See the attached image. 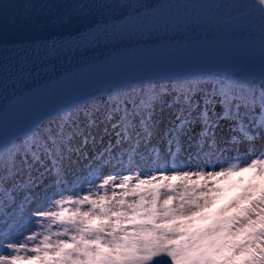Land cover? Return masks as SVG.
Returning <instances> with one entry per match:
<instances>
[{
    "label": "snow or ice",
    "instance_id": "snow-or-ice-1",
    "mask_svg": "<svg viewBox=\"0 0 264 264\" xmlns=\"http://www.w3.org/2000/svg\"><path fill=\"white\" fill-rule=\"evenodd\" d=\"M222 122L240 137H222L225 145L254 154L259 140L264 156V0H0V240L43 228L8 243L0 264L225 258L220 245L192 239L199 233L188 226L204 216L185 213L208 198L185 181L197 177L207 188L234 172L259 176L264 159L168 175L159 147L174 167L185 144L211 156ZM65 160L86 161L88 175L129 174L64 197L77 179ZM149 162L160 170L132 174ZM169 194L172 202L161 203ZM254 211L264 217V195L240 216ZM255 264H264V247Z\"/></svg>",
    "mask_w": 264,
    "mask_h": 264
},
{
    "label": "rangeland",
    "instance_id": "rangeland-1",
    "mask_svg": "<svg viewBox=\"0 0 264 264\" xmlns=\"http://www.w3.org/2000/svg\"><path fill=\"white\" fill-rule=\"evenodd\" d=\"M159 111V108H158ZM219 111V109H217ZM163 117H167L168 110H165L162 114ZM221 127H225V132L223 134V138L231 137L232 135H237L236 133H232L228 131V122H222ZM217 129V132H220V130ZM229 134V135H228ZM221 135V133H220ZM222 137L217 138L218 140H222L219 143V148H213L211 150L212 156H206L204 152H201L199 157L196 156V152L198 149H188L187 145L185 144L184 150L181 151L176 159H175V165L177 162H183L186 159H189V153H192V157L189 160L196 159L198 162H202V167L204 171H207V165L208 163L212 165L213 171H220L219 167L220 165L225 162L226 160H231L230 164L228 166H231L233 164H238L240 167L245 166L247 163L251 161V158L247 161L239 160L238 157L233 158L229 155L231 152L235 149H240L242 147L236 146L233 147L231 145H225L223 142ZM240 137L238 136V139ZM107 139V137H105ZM77 143V142H75ZM161 148V156L167 160V165L172 164L173 160L170 155H166L163 151V146H159ZM89 155L92 153V149H87ZM205 152L208 151L207 148L204 150ZM255 151L258 152L257 158L264 159V156L260 155V141H255ZM241 152V151H240ZM226 155V157H225ZM251 155V154H250ZM151 158H155V154H151ZM138 159V158H137ZM72 160H76V157L73 156ZM229 162V161H228ZM227 162V164H228ZM86 161H79L78 163H69L68 160L64 161V167L66 170L70 172L69 180H72V174L74 173L77 177L74 183L65 185V190L62 191V195L64 197L69 196H83L89 189H91L93 192L96 191V187L100 184V182L106 177V175H120L119 171H109L108 168H105L102 170V173L98 174H92L88 175L89 169L85 166ZM226 164V165H227ZM159 165H152L150 162L147 164H141L138 169L137 167L133 166L132 171L138 172L142 179L145 177V172H142L143 170L147 171L153 169H158ZM223 169V168H221ZM127 175V171H123L121 173V176ZM23 179V177H21ZM192 180H198L197 184H192L191 186H194V196L197 198L201 197H207L208 203L205 204L204 201L201 199L199 200V203L201 204V207L195 208L192 212L185 213L186 217L191 216H204L203 219L194 220L192 224L188 227L195 230L197 233H199V237H192V239L199 238L201 243H210L213 245H220L222 248V251L220 255L222 257H225L223 259H219L214 261V264H221L224 260H227L231 256L233 252H230L229 249H231L234 246L235 241L237 240V236H233L230 238V235H233V230L231 228V222H235L234 220V214L233 213V207H237L238 203L241 206L248 207L250 206V202L253 199H260L262 195H264V173H261L259 176H253L252 173H239L234 172L231 176L226 178H218L214 182L210 181L207 185V188H202L203 182L199 180L197 177H192L190 181ZM159 181V180H157ZM156 181V182H157ZM186 182V181H185ZM135 183V181H133ZM170 183V182H169ZM147 187H150L148 185ZM39 191V189H37ZM57 192H61V189L57 188ZM108 191H111V188L108 189ZM60 199V195L52 196V201ZM164 199H167L169 203L172 202L171 194L169 196L162 198L161 203L164 202ZM239 199H244V202H240ZM74 207L73 205H66ZM212 207L210 212H207L206 209L208 207ZM45 210H48V206L45 207ZM52 210H56L53 208ZM209 210V209H208ZM11 211V209H9ZM235 212H238V209H236ZM261 220H264V217H261ZM213 218V220H211ZM238 220V218H236ZM33 223H37L36 221H33ZM40 224L46 223L45 221L39 222ZM240 222L236 223L235 229L240 228ZM257 226V225H256ZM209 229L208 232H206ZM56 228L53 227V231H55ZM43 231L42 227H33L31 231H25L23 233V237L21 236H15L12 239L9 240H0V244H3L5 247L0 248V255H8L10 254V250L7 249L8 243H17V242H23V239L29 235L39 233ZM178 241H182L185 239H188L186 236H178L176 237ZM29 246H31V242H29ZM260 246L264 247V238L260 242ZM228 264V263H227Z\"/></svg>",
    "mask_w": 264,
    "mask_h": 264
},
{
    "label": "trees",
    "instance_id": "trees-1",
    "mask_svg": "<svg viewBox=\"0 0 264 264\" xmlns=\"http://www.w3.org/2000/svg\"><path fill=\"white\" fill-rule=\"evenodd\" d=\"M243 200L239 199L240 202H244ZM243 207L245 206L243 205ZM241 208L242 206L239 203L237 207H233V213H236L234 217L240 221V228L233 230V235H231L232 237L237 235V240L234 243L236 250L228 261L234 264H255L259 257L260 239L263 235L253 236L251 229L255 228L259 233L260 229L264 228V222L255 214V211L249 219L242 218L240 216ZM236 209H238V212H235ZM208 231L209 229L206 232ZM254 248L257 250L255 256L252 253ZM222 264H226V262H222Z\"/></svg>",
    "mask_w": 264,
    "mask_h": 264
},
{
    "label": "bare ground",
    "instance_id": "bare-ground-1",
    "mask_svg": "<svg viewBox=\"0 0 264 264\" xmlns=\"http://www.w3.org/2000/svg\"><path fill=\"white\" fill-rule=\"evenodd\" d=\"M225 127H221L219 130H220V132H217V138H219V137H222L223 136V134H224V132H225ZM218 130V131H219ZM220 133H221V135H220ZM229 135V134H228ZM222 140H218V142H221ZM77 143H79V141H76ZM89 149H92V147H91V145H89ZM241 151V152H240ZM240 151L238 150V149H235V151L233 150L232 152H231V154L229 155L230 157L232 156L233 158H236V157H238V159L239 160H244V161H247V160H249L250 158L251 159H255V158H257V154H258V152H256L255 151V153L253 154V153H248V154H245V152H244V149H243V147L240 149ZM251 154V155H250ZM207 156V155H206ZM212 156V155H211ZM209 157V156H208ZM225 157H226V155H225ZM229 161V162H228ZM226 160L225 162H223L221 165H220V167H219V169L221 170V168H228L229 166V164H230V161L231 160ZM227 162H228V164H227ZM227 164V165H226ZM159 165V164H158ZM138 169V168H137ZM160 170V166L158 167V169H157V171H156V169H153V170H149L148 171V173H146L147 171H145V170H143L142 172H145V177L147 176H151V175H153L154 173H156V172H158ZM164 170L166 171V173L168 174V175H172L173 174V172L174 171H180V172H184V171H189V172H196V171H199V170H203V167H202V162H198V160H196V159H193V160H189V159H186V160H184L183 162H177L176 163V167H174L172 164H169V165H165V168H164ZM119 171V170H118ZM207 171H213V169H212V165H210L209 163H208V165H207ZM123 171H119V173H120V175H116V176H121V173H122ZM102 173V172H101ZM137 172H133L132 171V174L133 175H135ZM127 174H129L128 172H127ZM102 182V181H101ZM100 182V183H101ZM170 183H171V181H169ZM197 182H199L198 180H192V181H190V179L189 180H187L185 183L186 184H188V185H192V184H197ZM156 183H160V181H157ZM110 188V187H109Z\"/></svg>",
    "mask_w": 264,
    "mask_h": 264
},
{
    "label": "water",
    "instance_id": "water-1",
    "mask_svg": "<svg viewBox=\"0 0 264 264\" xmlns=\"http://www.w3.org/2000/svg\"><path fill=\"white\" fill-rule=\"evenodd\" d=\"M65 66H67V65H65Z\"/></svg>",
    "mask_w": 264,
    "mask_h": 264
}]
</instances>
